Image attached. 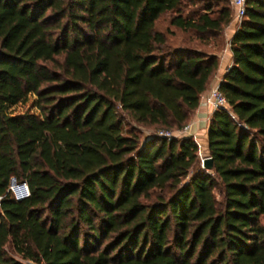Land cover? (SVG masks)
Listing matches in <instances>:
<instances>
[{"label":"trees","instance_id":"trees-1","mask_svg":"<svg viewBox=\"0 0 264 264\" xmlns=\"http://www.w3.org/2000/svg\"><path fill=\"white\" fill-rule=\"evenodd\" d=\"M231 15L228 0H0V264H264V0L228 40L211 169L191 137L155 135L187 124Z\"/></svg>","mask_w":264,"mask_h":264},{"label":"crops","instance_id":"crops-1","mask_svg":"<svg viewBox=\"0 0 264 264\" xmlns=\"http://www.w3.org/2000/svg\"><path fill=\"white\" fill-rule=\"evenodd\" d=\"M234 31V25L231 21L224 29L223 36L225 40V46L218 54L217 68L207 85L205 91L201 94L197 107L192 112L187 124L189 125L188 131L185 136L191 137L197 145V151L199 157L207 156V144H206V126L211 110L205 105L203 98L211 87L217 86L221 76L231 63V56L227 41L230 39Z\"/></svg>","mask_w":264,"mask_h":264},{"label":"built area","instance_id":"built-area-1","mask_svg":"<svg viewBox=\"0 0 264 264\" xmlns=\"http://www.w3.org/2000/svg\"><path fill=\"white\" fill-rule=\"evenodd\" d=\"M228 1L232 9L231 21L233 22L234 29H236L244 14L245 0H228ZM226 45L228 46V41ZM203 100H204L205 105L211 111L226 108L225 100L223 96L220 94V92L217 90V86L211 87L206 93ZM188 127L189 125L186 124L180 130H176V131L161 130V131L156 132L155 135L161 138H166V139L181 137V136H185L186 132L188 131ZM197 154H198V151H197ZM201 159L202 157H199L200 161ZM10 180H13V179H10ZM10 180H9V185H8V191L10 192L12 197L15 200L26 197L28 192H27L25 185L23 183L16 184L14 180L12 182H10Z\"/></svg>","mask_w":264,"mask_h":264},{"label":"rangeland","instance_id":"rangeland-1","mask_svg":"<svg viewBox=\"0 0 264 264\" xmlns=\"http://www.w3.org/2000/svg\"><path fill=\"white\" fill-rule=\"evenodd\" d=\"M160 25H161V23H160ZM224 46H225V40H224V36H223V47ZM223 47H222V49H223ZM31 99H32V97H28L27 101H25L24 103L16 104L12 108H10L11 112L13 114L22 113L26 108H28ZM152 135H154V131L153 130H151V129H141V137L142 138H148V137H150ZM175 138H178V137H175Z\"/></svg>","mask_w":264,"mask_h":264},{"label":"water","instance_id":"water-1","mask_svg":"<svg viewBox=\"0 0 264 264\" xmlns=\"http://www.w3.org/2000/svg\"><path fill=\"white\" fill-rule=\"evenodd\" d=\"M200 167L204 170H210L211 169V160L208 156H205L200 161ZM13 180H10L12 182Z\"/></svg>","mask_w":264,"mask_h":264}]
</instances>
